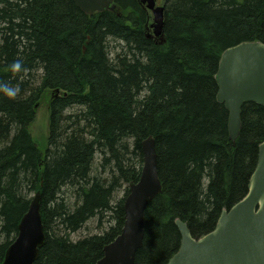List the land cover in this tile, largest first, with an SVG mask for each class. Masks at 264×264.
I'll list each match as a JSON object with an SVG mask.
<instances>
[{
  "label": "trees",
  "instance_id": "obj_1",
  "mask_svg": "<svg viewBox=\"0 0 264 264\" xmlns=\"http://www.w3.org/2000/svg\"><path fill=\"white\" fill-rule=\"evenodd\" d=\"M157 1L162 40L141 0L92 15L73 0H0V85L19 88L0 91V264L37 191L45 243L34 264H96L124 227L149 136L162 190L134 264H166L181 245L177 218L202 236L248 192L264 106L243 105L232 141L215 75L228 47L264 43V0ZM44 101L38 144L31 125ZM89 222L97 232L72 238Z\"/></svg>",
  "mask_w": 264,
  "mask_h": 264
},
{
  "label": "water",
  "instance_id": "obj_2",
  "mask_svg": "<svg viewBox=\"0 0 264 264\" xmlns=\"http://www.w3.org/2000/svg\"><path fill=\"white\" fill-rule=\"evenodd\" d=\"M86 14L106 9L116 11V0H73ZM153 13L154 34L163 39L164 6L156 0H141ZM217 99L229 111L228 128L232 141L242 126V107L253 102L264 106V43L245 41L228 47L221 55L215 75ZM143 167L137 183H131L124 201L125 223L117 238L104 247L96 264H134L142 247L145 211L161 192L155 140L142 142ZM37 191L21 218L15 240L8 247L3 264H34L45 243ZM175 224L181 234L178 251L166 264H264V140L258 146L257 165L250 177L248 192L230 209H223L210 232L194 237L180 218Z\"/></svg>",
  "mask_w": 264,
  "mask_h": 264
},
{
  "label": "rangeland",
  "instance_id": "obj_3",
  "mask_svg": "<svg viewBox=\"0 0 264 264\" xmlns=\"http://www.w3.org/2000/svg\"><path fill=\"white\" fill-rule=\"evenodd\" d=\"M151 32L153 33V28H151ZM48 127H49V110H48L47 103L44 101L42 104H40L39 108L37 109L35 119L31 125L32 134L35 138V141L38 144H41L42 142H44L45 144V139L48 133ZM97 231L98 230L96 229L95 224L93 222H89L79 232L73 234L72 238L78 239L81 236H84L90 233H95Z\"/></svg>",
  "mask_w": 264,
  "mask_h": 264
},
{
  "label": "clouds",
  "instance_id": "obj_4",
  "mask_svg": "<svg viewBox=\"0 0 264 264\" xmlns=\"http://www.w3.org/2000/svg\"><path fill=\"white\" fill-rule=\"evenodd\" d=\"M10 67L13 72H18L21 69V61L20 60L14 61L10 65ZM0 91H2L3 94L7 96L8 98H15L19 92V88L13 87V86L9 87L7 85H0Z\"/></svg>",
  "mask_w": 264,
  "mask_h": 264
},
{
  "label": "bare ground",
  "instance_id": "obj_5",
  "mask_svg": "<svg viewBox=\"0 0 264 264\" xmlns=\"http://www.w3.org/2000/svg\"><path fill=\"white\" fill-rule=\"evenodd\" d=\"M128 195V194H127Z\"/></svg>",
  "mask_w": 264,
  "mask_h": 264
}]
</instances>
